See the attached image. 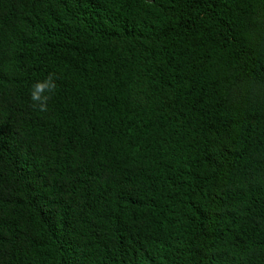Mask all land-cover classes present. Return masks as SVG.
<instances>
[{
    "label": "trees",
    "instance_id": "1",
    "mask_svg": "<svg viewBox=\"0 0 264 264\" xmlns=\"http://www.w3.org/2000/svg\"><path fill=\"white\" fill-rule=\"evenodd\" d=\"M0 264H264V0H0Z\"/></svg>",
    "mask_w": 264,
    "mask_h": 264
},
{
    "label": "clouds",
    "instance_id": "2",
    "mask_svg": "<svg viewBox=\"0 0 264 264\" xmlns=\"http://www.w3.org/2000/svg\"><path fill=\"white\" fill-rule=\"evenodd\" d=\"M57 88L54 74L50 73L48 76L40 81H36L30 89V99L34 107H38L40 112L48 111V102L51 100Z\"/></svg>",
    "mask_w": 264,
    "mask_h": 264
}]
</instances>
